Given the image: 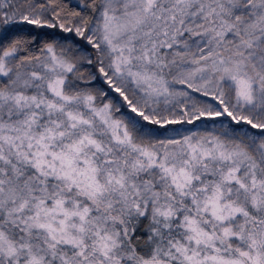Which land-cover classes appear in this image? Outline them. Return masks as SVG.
Listing matches in <instances>:
<instances>
[{
	"label": "snow or ice",
	"instance_id": "1",
	"mask_svg": "<svg viewBox=\"0 0 264 264\" xmlns=\"http://www.w3.org/2000/svg\"><path fill=\"white\" fill-rule=\"evenodd\" d=\"M0 264H264V0H0Z\"/></svg>",
	"mask_w": 264,
	"mask_h": 264
}]
</instances>
